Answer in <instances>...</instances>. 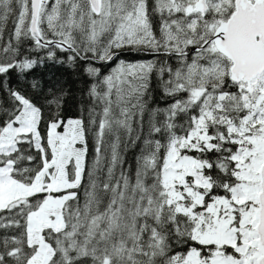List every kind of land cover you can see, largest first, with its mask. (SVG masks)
Listing matches in <instances>:
<instances>
[{
	"label": "snow or ice",
	"instance_id": "snow-or-ice-1",
	"mask_svg": "<svg viewBox=\"0 0 264 264\" xmlns=\"http://www.w3.org/2000/svg\"><path fill=\"white\" fill-rule=\"evenodd\" d=\"M0 264H264V0H0Z\"/></svg>",
	"mask_w": 264,
	"mask_h": 264
},
{
	"label": "trees",
	"instance_id": "trees-1",
	"mask_svg": "<svg viewBox=\"0 0 264 264\" xmlns=\"http://www.w3.org/2000/svg\"><path fill=\"white\" fill-rule=\"evenodd\" d=\"M52 71L55 72L56 75L65 74V70L64 69L53 68Z\"/></svg>",
	"mask_w": 264,
	"mask_h": 264
}]
</instances>
